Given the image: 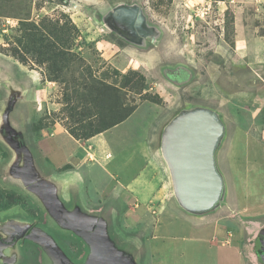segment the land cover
<instances>
[{
	"label": "rangeland",
	"instance_id": "1",
	"mask_svg": "<svg viewBox=\"0 0 264 264\" xmlns=\"http://www.w3.org/2000/svg\"><path fill=\"white\" fill-rule=\"evenodd\" d=\"M83 1L92 3V6H84L83 2L77 3V0H0V47H5L4 50L7 51L15 47V41L21 35L22 23L66 26L72 30L73 51L97 77L106 74L114 76V72L127 74L130 70L138 71L145 77L150 88L148 92L159 95L161 103L141 102L120 127L111 129L99 139L110 150L106 153L111 156L107 167L109 173L116 178L117 170H123L124 174L120 178L123 181L137 174L142 185L140 190L144 191V199L142 197L134 204H125L132 209L131 215L123 214L118 218L115 214H110L101 198L91 202L83 194V190L86 193L92 191V169L88 163L84 165V170L81 169L86 175L83 178L85 189L79 192L65 196L58 192L57 194L52 189L51 181H44L45 186H41L42 179L52 180L69 168L66 166L60 170L55 169L57 164L66 160L65 152L56 150V142L50 141L49 155L45 149L43 153L40 152L38 142L42 137L40 130L33 127L38 121L42 124L51 123L53 120L61 123L58 121L63 117L61 90L59 84L54 83L56 89L48 97L34 122L28 124L27 131H24L20 123L13 125L19 133L17 146L24 142L34 158L28 184L23 185L18 178L21 177L20 168L23 165L21 155H16L9 147L4 132L0 135V238L9 240L13 227H29L38 237L54 243L69 259H78V251L80 255H84L83 258L89 259V255H93L96 248V235L75 232L67 227L66 221L79 225L96 222L103 225L101 226L104 227V237L108 245L122 259L130 264H155L152 251L149 253L146 248L147 241L152 236L153 225L161 223L159 218L164 211L173 212L169 214L171 219L163 222L170 235L173 234L179 239L180 235L187 236L190 230L186 220L177 213L179 210H187L176 194L172 171L164 155V137L167 130L180 118L205 110L212 113L223 126V135L219 138L214 152L216 171L223 185L220 198L214 207L196 214L204 217L205 224L192 228L204 229V236L200 237L218 246L212 248L215 264L223 259L231 260L229 264H234L233 260L237 262L235 253L221 245L228 242L226 235L229 233L232 234L231 242L246 245L247 256L252 259L253 264H264L256 257L260 253L257 244L264 243V190L261 191L259 187L260 181L264 180L254 170L245 171L248 165H262L264 170V156L257 149H252L249 154L244 150L248 143L246 135L253 137L258 145L264 142V109L254 108L255 105H262L260 101L264 92L261 90L259 77L251 76L244 70H235L230 75L222 69L219 73H213L214 62L222 66L224 63L223 59L218 61L214 54L218 53L216 51L224 53L219 48L223 45L222 29H225L224 35L228 44L232 38L226 18L218 16L212 4L204 7L195 5L191 8L195 9L192 16L179 12V15L174 16L173 23H170V0H97V3L94 0ZM118 5L138 6L143 11V18L147 19L146 27L143 23L139 29L125 28L130 34L139 35L137 37L148 36L144 38L142 45H132L135 51L129 61L125 59V55L114 57L110 61L102 58L95 43L87 42L84 36L87 31V36L96 35V31H99L117 47H131L123 42L116 31H111L99 21L105 11ZM197 15L201 17L199 23L194 22ZM72 19L82 28H78ZM186 20L191 23H184ZM71 23L74 27H71ZM146 52L149 53L147 57L144 54ZM182 52L191 59L183 60ZM133 58H136L135 61ZM139 65H144L145 70H140ZM27 67L42 73L41 68L31 63ZM9 70L15 78L19 77L20 74L14 66L9 67ZM22 110L25 117L33 111L27 104ZM24 134L25 137L22 136ZM233 144L235 147L230 157L229 150ZM94 148L97 149L98 146L91 144L87 150ZM47 155L49 161L46 160ZM88 161L95 163L93 158ZM229 162L241 171V175L234 174L238 184L241 179L247 178L249 185L254 187V194H250L244 185L235 191ZM140 210L143 212L140 213ZM213 230H217L219 235H208ZM165 245H168L164 250L165 257L160 258L161 262L158 264H185L186 258L190 256L186 250L189 243L175 240L167 241ZM99 262L96 260L94 264ZM0 264L56 263L41 244L22 237L12 246H0Z\"/></svg>",
	"mask_w": 264,
	"mask_h": 264
},
{
	"label": "crops",
	"instance_id": "2",
	"mask_svg": "<svg viewBox=\"0 0 264 264\" xmlns=\"http://www.w3.org/2000/svg\"><path fill=\"white\" fill-rule=\"evenodd\" d=\"M78 2H83L82 4H85L84 6H92V3H88V1L77 0V3ZM95 2L97 3L98 1L94 0V3ZM209 4H212L213 9L218 16H224L226 18L232 32L231 42L228 44L224 35L225 29H222L224 32V34H222L223 45L219 48H222L224 53L222 54L221 51H216L218 53L214 54L218 61L223 59L224 63L222 66L218 62H214L213 73H219L222 69L228 71V74L230 75L235 70H239L241 72L244 70V72L250 74L251 76L257 78L259 77L261 80L260 87L264 92V0H170V5L172 6L170 23H173L174 16L176 17V15H179L180 13L182 15L186 14L192 16L193 13H195V9L191 8H194L195 5L198 7H204ZM118 8L137 9L139 7L118 5L112 10L105 11V13L101 15L99 21L100 23L106 25V27L111 31H116L118 36L122 38L123 42L131 47H117L112 41L109 42V39L104 37L105 35L102 34L103 32L101 33L99 31H96V35L89 36H87V31L84 33V36L87 42L95 43V46L100 51L102 58L110 61L113 60L114 57L125 55L126 58L124 56L123 57L129 61L132 59L133 51H135V49L132 48V45H142L144 43V38H147L148 36L137 37L139 35L130 34L129 31H125V27L123 25L113 24L111 15L114 10ZM140 10L141 9L139 8V11ZM140 12L141 15H143V11L141 10ZM143 19L146 27L147 19L146 17ZM200 20V15H197L194 22L199 23ZM189 22L191 23L190 20L184 21V23ZM75 24L78 28H82L81 25H78L77 23ZM1 42L2 39L0 38V45ZM144 54L145 57L149 56L148 52ZM181 58L183 60L191 59V57L185 54V52L181 53ZM135 59L136 58H133V61H135ZM11 66H14L21 76L19 75V77L15 78L9 70V67ZM143 66L144 65H139V69L145 70ZM170 85L174 87L173 84ZM55 89L54 83L43 81L42 75L39 71L31 68L29 69L27 66L20 64L10 56L0 53V135L4 132L8 142L6 140L5 141L8 145H10L9 147L14 151V153H16V155H18V153L21 155L23 165L20 168L21 177L18 178L21 180L23 185L28 184L30 180V168L32 164H34V158L28 146L24 142L17 146L16 139L19 133L13 125L20 123L23 125L24 131H27L28 124L34 122L36 115L40 114L41 110L45 106L46 100ZM261 100L262 101L260 102L262 105L260 107L255 105L254 108L264 109V96ZM26 104L30 105L33 111L25 117V114H23L24 110L22 109L26 106ZM122 123L114 128L120 127ZM108 131H111V129ZM106 132L86 141H77L68 134L64 126L59 122H56L51 127L41 129L40 134L42 138L38 142L40 152L43 153L45 149L46 153L49 155L51 152L50 141L56 142L58 144L56 150L58 152H65L64 155H66V160L57 164L55 169L60 170L66 166L69 168L64 172V174L60 173L52 180L44 178L40 182L45 184L44 181H51L52 189H54L56 193L58 192L59 194H64V196L67 194L70 195L76 191L79 192L80 190L85 189L83 178H85L86 175L83 170L84 165L88 163L92 169V172L90 171L92 173V182L90 184V189H92V191H87L86 193V190H83L84 196L86 198H90L91 202L97 200L98 197L101 198V202L105 204L107 210L110 211V214H115V217L118 218L123 214L126 216L130 213L131 215L132 209L130 206L126 207L125 204H134L135 201H140L142 197L144 199V196H142L144 191L140 190L142 185L137 178V174H133V176H131L128 180L123 181L120 180L124 174L123 170H117L118 174L116 178H114L113 174L109 173L107 170V167L109 166L108 159L111 156L106 155V153L110 150L102 143V141L99 142V139L105 135ZM262 135V139H264V133ZM22 136L25 137L26 134ZM253 140H255L253 137L246 135V142L248 141L247 146L250 147L246 146V148H244L245 153L249 154L252 152V149H257L259 150V153L264 156V142L259 143L258 145ZM62 143L68 144V146ZM249 143L250 145H248ZM91 144L92 146L96 144L98 148L88 151L87 147H90ZM234 147L235 146L233 144L229 150L230 157ZM48 155L46 157L47 161H49ZM74 158L75 161L73 160ZM92 158L95 159V163L88 161ZM216 160L217 166H219L218 159ZM229 166L231 179L234 183V189H236L235 191H237L239 186L244 185V188H247L248 192L250 191V194H254V187L249 185L250 181H248L247 178H244L241 179L240 184H238L234 178V174L236 173L241 175V171H238L235 165L233 166L230 162ZM20 170L18 173H20ZM251 170H254L256 174L264 180V170L262 169V165L258 167L254 165L246 166V172H250ZM255 183L259 185L258 181ZM260 184L261 185H259V187L262 191L264 190V181H260ZM113 209L114 211H112ZM139 212L142 213L143 211L140 210ZM177 213L182 217V219L186 220V224L189 225L187 227L190 229L189 233L184 237L178 234V236L180 235L179 239L175 238L173 234L170 235V232L167 231L166 224H163V222L171 219L169 214L171 215L173 212L164 211L159 218V222L161 223L153 225L152 236L147 241L148 243L146 248L149 253L152 251L153 261H156L155 264L159 263L160 258L165 257L164 250L168 247V245H165L166 242L175 240L189 243L186 250L189 252L190 256L186 258L185 264H215L212 257V248H217L218 246L213 245L212 241H209L208 239L205 240L200 237L204 234V229L192 228V226H200L202 223L205 224L204 217L182 210H179ZM139 215L141 216V214ZM208 235H219V232H217V230L209 231ZM226 237L228 238V242H226L227 244L225 243L221 245H224V248H228L229 251L235 253L237 262L233 260V263L253 264L252 259L247 256L248 249L246 245L231 242V233H229L228 236L226 235ZM158 243L161 245H158ZM257 247L260 252L262 247H264V243L260 245L257 244ZM256 257H258L260 262L264 263L263 255L258 253ZM217 262H220L218 264H221L222 262L223 264H229L231 263V260L223 259L222 261Z\"/></svg>",
	"mask_w": 264,
	"mask_h": 264
},
{
	"label": "trees",
	"instance_id": "3",
	"mask_svg": "<svg viewBox=\"0 0 264 264\" xmlns=\"http://www.w3.org/2000/svg\"><path fill=\"white\" fill-rule=\"evenodd\" d=\"M71 27H74L72 23ZM20 31L15 47L9 51L0 47V53L24 66L31 63L41 68L44 81L59 84L63 117L58 121L75 140H89L121 124L143 101L161 103L159 95L148 92L146 79L138 71L114 72V76L94 75L73 51L71 28L26 22L21 24ZM3 40L7 41L4 36ZM56 122L42 124L38 121L33 127L41 130Z\"/></svg>",
	"mask_w": 264,
	"mask_h": 264
},
{
	"label": "water",
	"instance_id": "4",
	"mask_svg": "<svg viewBox=\"0 0 264 264\" xmlns=\"http://www.w3.org/2000/svg\"><path fill=\"white\" fill-rule=\"evenodd\" d=\"M111 20L128 29H139L144 25L141 12L136 8L115 9ZM222 135L223 126L205 110L180 118L165 134L163 150L172 171L176 194L190 213L209 211L220 198L223 183L216 171L214 152ZM101 225L100 236L106 243Z\"/></svg>",
	"mask_w": 264,
	"mask_h": 264
},
{
	"label": "flooded vegetation",
	"instance_id": "5",
	"mask_svg": "<svg viewBox=\"0 0 264 264\" xmlns=\"http://www.w3.org/2000/svg\"><path fill=\"white\" fill-rule=\"evenodd\" d=\"M64 221V218H62ZM66 221V220H65ZM67 227L72 229L75 232H81L82 234L92 233L95 234L94 245L96 246L93 255H89V259L83 258L84 255H80L78 251L77 258L78 259H69L66 253L58 249L54 243L51 241H46L40 237H38L32 229H28L29 227L19 228L13 227L12 233L9 235V240H5L0 238V246H12L16 244L19 239L22 237L31 240L32 242H36L41 244L45 250L49 253L52 259L56 264H94V261L98 260L103 262V264H130L128 261L122 259L119 254L115 253L111 247L108 245L107 241L104 243L101 238V232L99 223L89 222L85 223V225H79L75 223H68ZM106 240V239H105ZM80 246V245H79ZM264 247H262L260 254L264 255L263 251ZM79 256V257H78ZM96 259V260H95ZM97 264V263H95ZM100 264V262L98 263Z\"/></svg>",
	"mask_w": 264,
	"mask_h": 264
}]
</instances>
